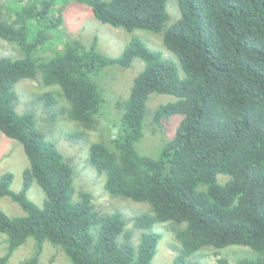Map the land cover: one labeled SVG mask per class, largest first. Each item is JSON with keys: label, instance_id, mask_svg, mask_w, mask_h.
<instances>
[{"label": "trees", "instance_id": "16d2710c", "mask_svg": "<svg viewBox=\"0 0 264 264\" xmlns=\"http://www.w3.org/2000/svg\"><path fill=\"white\" fill-rule=\"evenodd\" d=\"M76 1L91 7L103 24L163 33L185 78L175 61L138 38L119 57L101 53L96 38L89 47L74 39L48 59L37 56L62 26V9L55 11L59 0H8L13 19L0 12V39L17 45L23 56L0 58V131L23 145L29 166L18 192L11 189L12 172L0 176V198L9 197L26 212L10 217L0 210V233L7 237L0 264L29 238L36 249L19 264H39L45 242L72 264H152L162 237L154 232L157 224H170L179 242L172 264H199L192 256L202 249L230 246L257 254L237 264H264V0H176L181 17L170 26L169 0ZM136 58L145 68L129 98L117 103L123 129L108 142L91 143L88 154L90 165L106 176L111 196L150 205L132 218L131 229L123 214L98 212L91 193L75 199L73 165L39 128L34 111H17L15 87L40 74L41 84L53 89L37 102L54 113L53 121L66 114L79 123L70 140L87 141L106 102L93 75L108 66L128 69ZM153 94L177 98L153 113L155 129L183 117L158 157L136 147ZM34 182L46 195L42 206L28 197ZM218 263L229 264L224 258Z\"/></svg>", "mask_w": 264, "mask_h": 264}, {"label": "rangeland", "instance_id": "374dc122", "mask_svg": "<svg viewBox=\"0 0 264 264\" xmlns=\"http://www.w3.org/2000/svg\"><path fill=\"white\" fill-rule=\"evenodd\" d=\"M8 0H0V12L6 19L12 20L13 14L5 6ZM62 9L63 23L60 29L52 33V38L43 49L36 53L37 56L48 59L57 51L65 47V43L74 39L81 40L86 46H90L94 39H97L98 50L108 57H119L123 49L133 38L143 41L147 47L155 52L161 53L165 58L172 59L177 64L179 75L185 78V73L180 65L177 56L164 44L163 33H154L146 30H135L127 32L123 28H114L111 25L103 24L95 17L91 7L81 4L76 0H59L55 11ZM170 21L168 26L181 17L180 8L176 0L168 1ZM21 49L4 39H0V58L22 57ZM145 63L136 58L128 69L118 65L108 66L101 73L93 75L97 84L104 92L106 102L101 108L98 117L100 123L95 131L91 132L87 141L84 139H69V134L80 129L79 123L73 121L66 114L59 115L55 121L50 117L54 114L45 107L37 98L53 87H45L41 84L40 74L35 80L23 79L15 87L18 95L16 109L22 113L27 110L34 111L41 128L47 137L54 141L61 152L69 159L76 174L74 175L75 199L79 200L81 192H89L93 195V203L96 210L101 214L119 212L128 220V228L133 229L132 218L138 214L149 212L151 207L147 203H138L129 199H121L111 196L105 189L106 176L99 175L90 165L88 154L90 144L98 141L108 142L115 138L121 129L123 121L121 110L117 108L119 101L127 100L130 96L131 87L135 77L143 71ZM177 98L170 95L153 94L149 100L150 113L144 123V136L137 143L136 147L140 154L149 157H158L163 144L173 138L179 126L182 116L175 115L162 123V128L155 129L153 124V113L161 104L176 101ZM60 107L57 109L59 111ZM115 124V125H114ZM106 136L105 140H102ZM109 139V140H108ZM29 166L28 158L24 147L16 140L6 137L0 131V176L5 172H12L14 180L11 189L14 192L21 190L23 186V171ZM221 181L227 178L220 176ZM28 197L37 205L42 206L46 198L41 187L34 182ZM0 210L10 217H22L26 212L9 197L0 198ZM170 224H157L154 232L160 233L157 253L152 264H172L179 242L175 238ZM140 231H136L133 242L137 245L140 241ZM6 235L0 233V257L6 253ZM36 249V242L29 238L27 243L20 247L10 258L7 264H19L26 258L32 256ZM242 257L256 258L257 254L242 246H230L226 249L216 250L207 247L192 256V260L199 264H219L218 259L224 258L229 264H237ZM39 264H72L65 253L58 247L45 242L40 256Z\"/></svg>", "mask_w": 264, "mask_h": 264}]
</instances>
